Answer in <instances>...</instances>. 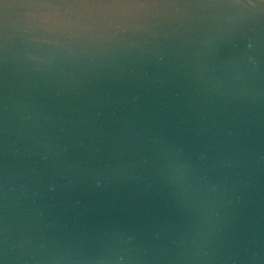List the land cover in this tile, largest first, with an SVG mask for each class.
<instances>
[{
  "label": "water",
  "instance_id": "1",
  "mask_svg": "<svg viewBox=\"0 0 264 264\" xmlns=\"http://www.w3.org/2000/svg\"><path fill=\"white\" fill-rule=\"evenodd\" d=\"M0 264H264V0H0Z\"/></svg>",
  "mask_w": 264,
  "mask_h": 264
}]
</instances>
